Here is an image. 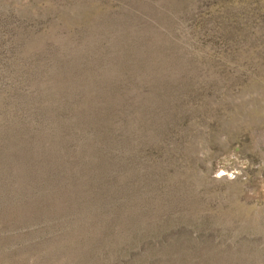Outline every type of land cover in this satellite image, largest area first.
<instances>
[{
	"label": "rangeland",
	"instance_id": "1",
	"mask_svg": "<svg viewBox=\"0 0 264 264\" xmlns=\"http://www.w3.org/2000/svg\"><path fill=\"white\" fill-rule=\"evenodd\" d=\"M0 264H264V0H0Z\"/></svg>",
	"mask_w": 264,
	"mask_h": 264
}]
</instances>
